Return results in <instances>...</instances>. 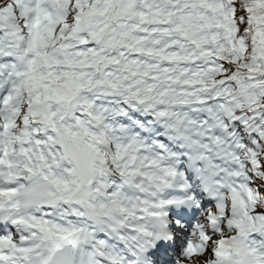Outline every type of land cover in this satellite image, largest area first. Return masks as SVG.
I'll use <instances>...</instances> for the list:
<instances>
[{"label": "snow or ice", "instance_id": "obj_1", "mask_svg": "<svg viewBox=\"0 0 264 264\" xmlns=\"http://www.w3.org/2000/svg\"><path fill=\"white\" fill-rule=\"evenodd\" d=\"M0 264H264V0H0Z\"/></svg>", "mask_w": 264, "mask_h": 264}]
</instances>
